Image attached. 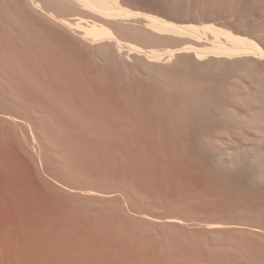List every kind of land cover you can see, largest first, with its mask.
Wrapping results in <instances>:
<instances>
[{
  "label": "rangeland",
  "instance_id": "1",
  "mask_svg": "<svg viewBox=\"0 0 264 264\" xmlns=\"http://www.w3.org/2000/svg\"><path fill=\"white\" fill-rule=\"evenodd\" d=\"M18 2L0 0V264H264L263 234L244 232L264 228V184L226 182L197 150L192 99L219 71L174 74Z\"/></svg>",
  "mask_w": 264,
  "mask_h": 264
},
{
  "label": "bare ground",
  "instance_id": "2",
  "mask_svg": "<svg viewBox=\"0 0 264 264\" xmlns=\"http://www.w3.org/2000/svg\"><path fill=\"white\" fill-rule=\"evenodd\" d=\"M26 1L34 9L33 11H40L57 26L75 34L83 41L115 43L118 50L122 51L126 48L128 54L142 55L147 62H155L161 66V69L166 66L165 68L171 70L174 68L176 72L179 69L177 67L182 69V64L194 69L212 66L217 69L215 72L219 71L218 76L226 75L224 77L226 80L223 82L218 81L217 75H214L213 80L218 84H215V87L213 85L212 90H202L201 94L194 96L195 104L191 98L194 107L189 111H193L190 115L196 117L194 123L196 127L198 126V133L195 131L198 137L194 138L201 140L197 150L199 149L207 160L214 164L211 163L226 182L239 185L264 184V0H145V4L142 2V5L148 13H138L125 8L133 0ZM66 5H71L73 10H79L80 16L67 19L55 14V8L58 6L67 8ZM22 7L24 8L23 5ZM129 20H137V24L127 26L126 23L127 27L122 25ZM123 36H128L127 38L130 39L138 37L141 42L146 41L143 43L153 41V44L156 42L163 47L142 49L132 44H123L124 42L121 43L119 40V37L123 38ZM138 38L136 39L139 40ZM191 70L193 69H190V72H193ZM169 71L165 70V72ZM212 73L214 74L213 71ZM176 76L178 74L173 77L174 81ZM222 77L219 78L223 79ZM212 84L209 88L205 87L211 89ZM181 85L177 86L176 82L174 84L182 88ZM169 88L167 90L172 91L173 88ZM199 88L204 87L199 86ZM184 98H187L186 94ZM188 105L190 108L192 103ZM248 127H251L252 132L247 130ZM222 132L223 135L225 133L233 135L231 133L236 132V135H240V139L233 141L224 137L226 141L223 142L220 140L223 137L220 135ZM30 156L31 159L37 157L34 152ZM94 193L90 195L94 196ZM154 216H151L152 218L149 216L148 220L151 222L154 220L155 223L164 222L167 224L165 226L181 224L179 219L166 216L161 219ZM211 227L208 229L210 230ZM215 227L216 230L219 228V231L222 226ZM232 229L236 231L235 228ZM240 231L242 229L236 232ZM244 232L264 236V228L255 225L249 226Z\"/></svg>",
  "mask_w": 264,
  "mask_h": 264
}]
</instances>
